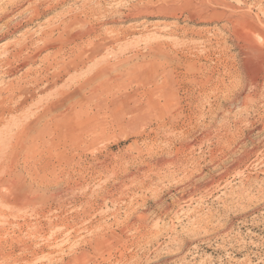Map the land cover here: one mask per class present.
<instances>
[{
  "label": "rangeland",
  "instance_id": "obj_1",
  "mask_svg": "<svg viewBox=\"0 0 264 264\" xmlns=\"http://www.w3.org/2000/svg\"><path fill=\"white\" fill-rule=\"evenodd\" d=\"M0 30V264H264V0H0Z\"/></svg>",
  "mask_w": 264,
  "mask_h": 264
},
{
  "label": "bare ground",
  "instance_id": "obj_2",
  "mask_svg": "<svg viewBox=\"0 0 264 264\" xmlns=\"http://www.w3.org/2000/svg\"><path fill=\"white\" fill-rule=\"evenodd\" d=\"M23 2H24V1H23ZM12 6H13V5H12ZM6 8H7V7H6ZM26 8H27V7H26ZM52 8H53V7H52ZM82 8H83V7H82ZM37 9H38V8H37ZM50 9H51V8H50ZM44 10H45V9H44ZM40 12H41V11H40ZM48 13H49V12H48ZM34 14H35V13H34ZM34 14H33V15H34ZM68 14H69V13H68ZM30 15H32V13H31ZM38 15H39V17L42 16V15H40V13H39ZM5 17H6V16H5ZM17 17H18V16H17ZM32 18H33V17H32ZM65 20H66V19H65ZM16 21H17V20H16ZM28 21H29V20H28ZM30 21H31V19H30ZM66 21H68V20H66ZM8 22H9V21H8ZM26 22H27V21H26ZM54 22H55V21H54ZM56 22H57V21H56ZM63 22H64V21H63ZM70 22H71V21H70ZM77 22H78V21H77ZM85 22H86V21H85ZM9 23H10V22H9ZM21 23H22V22H21ZM27 23H28V22H27ZM31 23H32V22H31ZM87 23H88V22H87ZM12 24H13V23H12ZM34 24H35V23H34ZM37 24H38V23H37ZM44 24H45V23H44ZM60 24H61V23H60ZM60 24H59V25H60ZM62 24L64 25V23H62ZM88 24H89V23H88ZM59 25H58V26H59ZM66 25H67V24H66ZM18 26H20V25L18 24ZM23 26H24V25H23ZM23 26H22V27H23ZM69 26H70V25H69ZM69 26H68V27H69ZM50 27H51V26H50ZM52 27H53V26H52ZM15 28H16V26H15ZM15 28H14V29H15ZM46 28H47V27H46ZM55 28H56V27H55ZM48 29H49V28H48ZM51 29H52V28H51ZM61 29H62V28H61ZM63 29H64V27H63ZM63 29H62V30H63ZM55 30H56V29L51 30V31L48 32V33H46L47 31L45 30V31H46V32H45V33H46V37H47V38H51V37H53V34L55 33ZM58 30H60V29H57L56 31H58ZM0 31H1V30H0ZM8 32H9V31H8ZM14 33H15V32H14ZM38 33H39V32H38ZM56 33H58V32H56ZM61 33H62V32H61ZM63 33H64V32H63ZM43 34H44V33H43ZM40 35H41V34H40ZM63 35H64V34H63ZM253 35H254V34H253ZM85 36H86V35H85ZM92 36H93V35H92ZM4 37H5V36H4ZM89 37H90V36H89ZM34 38H35V37H34ZM45 39H46V38H45ZM46 40H47V39H46ZM25 41H26V40H25ZM55 41H56V40H55ZM31 42H32V41H31ZM61 42H62V41H61ZM14 46H15V45H14ZM21 47H22V46H21ZM21 47H20V48H21ZM89 47H90V46H89ZM257 47H258V46H257ZM22 48H23V47H22ZM22 48H21V50H22ZM257 49H258V48H257ZM259 49H260V48H259ZM4 51H5V50H4ZM22 51H23V50H22ZM69 52H70V51H69ZM81 52H82V51H81ZM17 53L19 54V51H18ZM20 53H21V52H20ZM100 53H101V52H100ZM10 54H11V53H10ZM53 56H54V55H53ZM76 56H77V55H76ZM38 57H39V56H38ZM76 58H77V57H76ZM6 59H7V58H6ZM74 59H75V58H74ZM55 60H56V59H55ZM47 61H48V60H47ZM56 62H57V61H56ZM56 62H55V63H56ZM59 62H60V61H59ZM89 62H90V61H89ZM100 63H101V62H100ZM63 64H64V62H63ZM68 65H69V64H68ZM76 66H77V65H76ZM108 66H109V65H108ZM194 67H195V66H194ZM83 68H84V67H83ZM196 69H197V68H196ZM74 70H75V69H73V71H74ZM97 70H98V69H97ZM97 70H96V72H97ZM192 70H193V69H192ZM194 71L196 72V70H194ZM197 71H198V70H197ZM199 71H200V70H199ZM202 71H203V70H202ZM69 73H70V72H69ZM94 73H95V72H94ZM192 73H193V72H192ZM202 73H203V72H202ZM202 73H201V74H202ZM190 74H191V71H190ZM85 75H86V74H85ZM91 75H92V74H91ZM191 75H192V74H191ZM194 75H195V74H194ZM202 75H203V74H202ZM202 75H200V76H202ZM92 76H93V75H92ZM200 76H199V77H200ZM84 77H85V76H84ZM203 77H204V76H203ZM60 78H61V77H60ZM89 78H90V77H89ZM200 78H202V77H200ZM75 79H76V78H75ZM100 79H101V78H100ZM190 79H191V78H190ZM194 79H195V78H194ZM198 79H199V78H198ZM209 79H210V78H209ZM209 79L206 80L207 83H210V82H211V81H210V82L208 81ZM69 80H70V79H69ZM76 80H77V79H76ZM81 80H82V79H81ZM84 80H85V79H84ZM87 80H88V79H87ZM103 80H104V79H103ZM32 81H33V80H32ZM34 81H35V79H34ZM36 81H37V80H36ZM40 81H41V80H40ZM72 81H73V80H72ZM77 81H79V80H77ZM189 81H190V80H189ZM192 81H193V80H192ZM192 81H190V82L192 83ZM201 81H203V78H202ZM201 81H200V82H201ZM253 81H254V80H253ZM253 81H252V83H253ZM70 82H71V80H70ZM75 82H76V81H75ZM87 82H88V81H86V82H84L83 84H81V85H80V88L77 87L78 90L81 91L82 88H85V85H86ZM103 82H104V81H103ZM200 82H199V83H200ZM37 83H38V82H37ZM71 83H72V82H71ZM197 83H198V82H197ZM197 83L194 82L193 84H197ZM201 83H202V82H201ZM207 83H206V84H207ZM255 83H256V82H255ZM255 83H253V84H255ZM258 83H259V82H258ZM51 84H52V83H51ZM203 84H204V83H203ZM206 84H204L205 87H206ZM66 85H67V84H66ZM77 85H79L78 82H77ZM204 85H203V86H204ZM257 85H258V84H257ZM93 86H94V85H93ZM194 86H195V85H194ZM208 86H209V85H208ZM23 87H24V86H23ZM90 87H92V86H90ZM198 87H200V86H198ZM69 88H70V87H69ZM192 88H193V87H192ZM194 88H195V87H194ZM256 88H257V86H256ZM253 89H255L254 86H253L252 90H253ZM2 90H3V89H2ZM239 90H240V89H239ZM257 90H258V89H257ZM186 91H187V90H186ZM197 91H198V90H197ZM205 91H206V90H205ZM255 91H256V89H255ZM256 92H257V91H256ZM81 93H82V92H81ZM199 93H200V92H199ZM217 93H218V92H217ZM254 93H255V92H254ZM205 94H207V92H206ZM82 95H83V94H82ZM215 96H216V95H215ZM195 97H196V96H195ZM2 150H3V149H2ZM2 153H3V151H2ZM5 153H6V152H5ZM3 154H4V153H3ZM4 155H5V154H4ZM1 156H2V155H1ZM2 158L4 159V157H2ZM5 158H6V157H5ZM1 160H2V159H1ZM6 160H7V159H6ZM2 161H3V160H2ZM7 161H8V160H7ZM3 162H4V161H3ZM0 163H1V165L4 164V163H2V162H0ZM7 163H8V162H7ZM7 163H6V164H7ZM168 163H169V162H168ZM239 163H240V162H239Z\"/></svg>",
  "mask_w": 264,
  "mask_h": 264
}]
</instances>
